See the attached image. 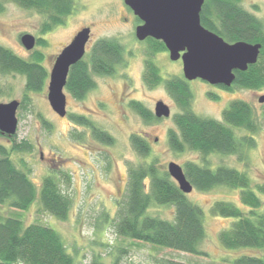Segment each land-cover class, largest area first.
Masks as SVG:
<instances>
[{"label": "rangeland", "instance_id": "1", "mask_svg": "<svg viewBox=\"0 0 264 264\" xmlns=\"http://www.w3.org/2000/svg\"><path fill=\"white\" fill-rule=\"evenodd\" d=\"M239 6L264 26V0H239ZM46 19V15L36 10L4 3L0 12V46L26 60L34 50L42 53V65L49 72L56 55L74 35L81 28L90 27L85 54L96 40L114 39L124 49V64L117 66L110 76H94L95 88L81 101L64 91L67 101L64 117L56 115L49 106L48 81L41 92L29 93L24 103V78L15 74L0 75V90L3 92L0 103L17 100L22 104L16 112L18 125L15 134L17 142L25 140L32 146L31 152L20 156L31 180L39 187L43 177L54 175L61 190L72 200L71 210L64 221L40 211L37 203L23 212L0 206V213L3 216L18 213L25 225L40 223L53 228L77 264H113L116 260L118 264H166L171 260L186 264H233L239 255L259 254L250 249L226 250L219 244L218 234L234 219L211 215V205L224 200L247 210L240 204L239 191L224 187L209 192L192 190L187 195L188 200L204 212L206 234L199 246L203 255L157 248L115 234L113 222L118 205L126 196L127 165L155 162L157 167L166 171L170 162L182 166L187 161L200 160L195 152L176 153L170 149L167 133L175 129L172 117L179 109L163 84L148 87L143 82L147 61H153L163 79L183 77L182 63L180 60L170 61L167 51L151 55L150 44L136 40L134 33L138 23L123 0H75V11L64 24L41 33ZM24 34L41 38L46 45H35L27 51L20 43ZM188 83L193 96L192 110L198 116L220 121L222 111L233 100H242L252 107L260 128L254 135V147L245 153L246 160L238 162L235 156L212 155L208 161L212 168L224 165L245 172L253 186L264 185V103L258 102V98L264 95V88L247 90L236 87L226 91L199 79ZM130 101H138L152 114L155 103L162 101L169 107L170 116L145 122L129 106ZM38 115L51 125L50 131L43 128ZM69 115L85 116L108 133L113 144L107 146L97 142L88 128L73 124ZM235 133L237 136L246 134L239 130ZM132 134L141 136L148 143L150 153L146 158L139 157L131 146ZM0 143L8 145L4 138H0ZM259 198L262 202L260 210L264 211V194H259ZM148 215L171 220L173 208L152 204Z\"/></svg>", "mask_w": 264, "mask_h": 264}, {"label": "trees", "instance_id": "2", "mask_svg": "<svg viewBox=\"0 0 264 264\" xmlns=\"http://www.w3.org/2000/svg\"><path fill=\"white\" fill-rule=\"evenodd\" d=\"M7 2L46 15L41 33L61 26L75 11V0H0V12ZM200 23L228 43L243 41L261 45L255 64L248 66L246 71H234L235 79L230 87H217L226 91L236 87L247 90L264 88L262 22L241 8L239 0H205ZM148 43L151 55L166 51L161 41L149 39ZM35 45L44 47L46 43L36 38ZM43 58L42 53L34 50L30 59L26 60L0 46V75L15 74L24 78V103L29 93L41 92L48 81L49 72L42 65ZM123 64L124 49L121 44L114 39H98L88 54L70 67L64 90L73 99L81 101L95 88L94 76H110L117 66ZM143 82L148 87L163 84L179 109L172 117L175 129L168 131L167 142L176 153L187 150L199 155V162L187 161L181 166L193 190L209 192L218 187L238 190L240 204L247 208L243 210L224 200L211 205V215L234 219L228 228L218 234L219 244L226 250L250 249L259 252L239 255L232 261L233 264H264V211L260 210L262 202L259 198V194H264V185L253 186L245 172L224 165L212 168L208 161L212 155L235 156L238 162L246 160L245 153L254 147V135L260 128L252 107L242 100H233L222 111L220 121L198 116L192 110L193 96L189 83L183 77L163 79L159 68L151 60L145 64ZM2 93L0 90V96ZM129 106L145 122L158 120L138 101H130ZM38 119L44 129H52L41 116L38 115ZM69 120L88 128L97 142L107 146L113 144L112 137L85 116L69 115ZM235 130L246 134L237 136ZM0 138L8 142V145L0 143V206L23 212L37 203L40 211L58 220H66L72 207L71 198L61 190L54 175L43 177L37 187L20 157L32 151L30 143L25 140L17 142L16 134L9 137L0 132ZM130 143L139 157L149 155V145L141 136L132 134ZM152 204L171 206L172 219L148 215ZM118 207L113 222L116 235L157 248L203 255L199 250L206 234L202 208L190 202L168 173L157 167L155 162L127 165L126 196ZM0 264L77 263L53 228L40 223L25 225L18 213L7 216L0 213ZM113 264H118V261ZM166 264L186 263L171 260Z\"/></svg>", "mask_w": 264, "mask_h": 264}, {"label": "water", "instance_id": "3", "mask_svg": "<svg viewBox=\"0 0 264 264\" xmlns=\"http://www.w3.org/2000/svg\"><path fill=\"white\" fill-rule=\"evenodd\" d=\"M205 0H123L141 24L135 28V38L143 41L153 38L161 41L170 61L180 60L183 78L190 82L199 79L211 86L230 87L235 79L234 71H246L257 62L261 45L243 41L228 43L200 23V12ZM90 29L85 27L76 33L72 41L56 56L49 71L47 101L59 117L66 115L64 87L71 66L85 54ZM21 45L30 51L36 39L24 34ZM264 103V95L258 98ZM19 102L12 100L0 103V132L7 136L16 133L18 120L16 112ZM155 118H168L169 107L162 101L154 105ZM166 172L185 195L193 187L186 179L180 165L170 162Z\"/></svg>", "mask_w": 264, "mask_h": 264}, {"label": "flooded vegetation", "instance_id": "4", "mask_svg": "<svg viewBox=\"0 0 264 264\" xmlns=\"http://www.w3.org/2000/svg\"><path fill=\"white\" fill-rule=\"evenodd\" d=\"M130 11H131V10H130ZM131 12H132V11H131ZM132 14H133V13H132ZM134 17H135V16H134ZM137 20H138V22H137ZM135 22H137L138 25L141 24V21H140L137 17H135ZM138 25H137V26H138ZM137 26H136V27H137ZM136 27H135V28H136ZM84 28H85V27H84ZM88 28L91 29L90 27H88ZM81 29H83V28H81ZM78 32H79V31H78ZM75 35H76V34H75ZM75 35H74V36H75ZM134 35H135V33H134ZM89 37H90V36H89ZM149 39H153V38H146V39L143 40V41H144V42H148ZM136 40H137V39H136ZM153 40H155V39H153ZM88 41H89V40H88ZM156 41H158V40H156ZM140 42H142V41H140ZM86 46H87V44H86ZM86 46H85V51H86ZM166 51H167V50H166ZM57 55H58V54H57ZM57 55H56V56H57ZM85 55H86V54H84V56H85ZM84 56H83V57H84ZM55 58H56V57H55ZM178 61H179V60H178ZM187 82H188V81H187ZM64 91H65V90H64ZM66 102H67V101H66Z\"/></svg>", "mask_w": 264, "mask_h": 264}]
</instances>
